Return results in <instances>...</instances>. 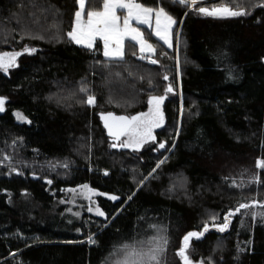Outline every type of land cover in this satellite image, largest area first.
Returning <instances> with one entry per match:
<instances>
[{"label": "trees", "instance_id": "obj_1", "mask_svg": "<svg viewBox=\"0 0 264 264\" xmlns=\"http://www.w3.org/2000/svg\"><path fill=\"white\" fill-rule=\"evenodd\" d=\"M138 2L177 21L180 75L175 50L146 26L157 64L138 59L128 42L124 61H108L102 41L88 49L68 39L76 0H0V52L36 49L0 71V264H108L125 244L154 236L168 241L160 264H183L184 235L253 201L225 232L193 238L188 251L193 264H264V170L256 167L264 160V0H198L196 8L250 12L229 18L174 0ZM84 85L95 107L81 103ZM153 95L166 96L155 142L111 147L101 115L146 112ZM257 174L261 182L250 183ZM84 185L100 194L104 218H77L58 203Z\"/></svg>", "mask_w": 264, "mask_h": 264}, {"label": "snow or ice", "instance_id": "obj_2", "mask_svg": "<svg viewBox=\"0 0 264 264\" xmlns=\"http://www.w3.org/2000/svg\"><path fill=\"white\" fill-rule=\"evenodd\" d=\"M94 2L96 4L95 8L93 7ZM174 2L190 10L198 11L205 16L215 18L241 17L250 14V12H246L240 7L239 4L233 10V8L228 6H220L212 9L204 6L196 8L198 0H174ZM231 2L232 0H229V3ZM76 4L78 7L74 12V26L67 32L68 39L88 49H93L97 40L102 41L103 55L108 61H124L125 44L128 42L132 47L138 46V59L147 60L153 65L158 63V60L154 58L156 48L149 42L145 35V30L139 27L141 25L150 29L151 32L149 34L155 35L164 45H167L169 48L173 46V28L177 24V21L164 7L145 6L143 3L138 2V0H76ZM101 6L102 10H98ZM259 6L264 7V4ZM35 52V48L27 47L23 49V52H0V71L6 73L10 68L16 66L17 58L20 55ZM163 78L168 80L167 75ZM173 91V86L168 84L166 93H172ZM80 92L84 94V99L81 101L82 104H86L89 107L96 106V96L90 92L86 85L80 88ZM165 98V96H150L148 100V111L137 115L118 116L113 113L102 114L101 120L104 122V127L107 129L109 137L113 139L111 147L130 148L134 151H139L145 144L155 142L154 130L162 127L164 124V115L161 106ZM5 103V98H0V112L5 110ZM16 117L21 122L30 123L21 113H16ZM158 147L160 149L165 148V143H159ZM5 159L8 158L5 157ZM165 162V160H161L157 164V168ZM64 167H67V165H64ZM256 167L264 170V160H259ZM107 174L105 172V175ZM260 182L258 174L250 181V183ZM48 183L50 184L51 181H48ZM233 184L235 185V181H233ZM83 190L92 195H97V193L92 192L88 185H84ZM109 199L117 200L118 197L110 196ZM255 207H257L256 201L240 203L234 210L228 212L224 217L223 224L218 227V230L224 232L229 226L230 218L240 213L242 209H252ZM259 207L262 209L260 213L261 217L264 218V203H260ZM88 210L92 211L91 208ZM96 214L99 216L105 215L98 208L96 209ZM248 214L256 215L254 212ZM211 219L214 222L216 217L213 216ZM208 231L209 224L205 222L202 231H191L183 236V246L176 252V255L180 257L183 264H193L188 251L190 241L193 238L200 239ZM89 242L95 243L91 238ZM167 243L166 237L157 238L154 236L133 244H125L119 250L124 254L119 264H160V256L165 251ZM200 264H203V262L201 261Z\"/></svg>", "mask_w": 264, "mask_h": 264}, {"label": "rangeland", "instance_id": "obj_3", "mask_svg": "<svg viewBox=\"0 0 264 264\" xmlns=\"http://www.w3.org/2000/svg\"><path fill=\"white\" fill-rule=\"evenodd\" d=\"M203 2H197V5L198 4H201ZM196 5V6H197ZM215 7H220V6H212V7H209V9H212V8H215ZM102 10V9H101ZM134 24V22H133ZM135 26V24H134ZM142 26V25H141ZM175 27V26H174ZM180 31H178V34H177V42L175 43V34H174V28H173V36H172V44L173 46L170 48V49H174L175 52H176V62H177V67H178V75H180V72H179V69H180V57H179V46H180ZM157 38V37H156ZM162 42V41H161ZM103 43V42H102ZM127 43V42H126ZM163 43V42H162ZM175 43V44H174ZM167 46V45H166ZM125 47H126V44H125ZM168 47V46H167ZM166 55L164 54L163 57H165ZM18 60V58H17ZM166 97V96H165ZM0 98H4V97H0ZM6 100V99H5ZM166 98L164 99V102H165ZM164 102L161 106L162 108V111H163V106H164ZM5 107H6V103H5ZM5 111V110H4ZM3 111V112H4ZM148 111V110H147ZM146 111V112H147ZM2 113V112H0ZM163 115H164V111H163ZM20 121V120H18ZM104 124V122H103ZM164 124H165V116H164ZM163 124V126H164ZM162 126V127H163ZM162 127L160 128H157L154 130V136H155V140H156V131L158 129H161ZM107 130V129H106ZM113 140V139H112ZM149 143H152V142H149ZM148 143V144H149ZM147 145V144H145ZM144 145V146H145ZM143 146V147H144ZM142 147V148H143ZM119 148V147H118ZM141 148V149H142ZM123 149H130V148H123ZM132 150V149H130ZM89 187V186H88ZM90 188V187H89ZM91 189V188H90ZM70 190H76V191H70ZM92 192L94 193H97V195H92L91 193H88L86 191L83 190V186H80V187H77V188H73V189H68L67 191H65L64 195H63V198L62 200H60L58 203L61 204L62 207H64L65 209V212L68 214V215H72L74 217H77V218H80L83 214H92L94 216H97V217H101V218H104L105 216H99L96 214V209L98 208L100 211H102L98 204H97V196L100 195L97 191L91 189ZM106 197H109V196H106ZM91 208L92 211H89L88 209ZM76 213H78V215H76ZM222 224H215V225H209V231H216V232H220L218 230V227L221 226ZM229 227V226H228ZM227 230V229H226ZM225 230V231H226ZM224 231V232H225ZM207 233V232H206ZM205 233V234H206ZM222 233V232H220ZM204 234V235H205ZM123 255L124 254H119L118 256L116 257H113L110 262L108 264H119V261L123 258Z\"/></svg>", "mask_w": 264, "mask_h": 264}, {"label": "crops", "instance_id": "obj_4", "mask_svg": "<svg viewBox=\"0 0 264 264\" xmlns=\"http://www.w3.org/2000/svg\"><path fill=\"white\" fill-rule=\"evenodd\" d=\"M76 44V43H75ZM78 45V44H77ZM81 46V45H80Z\"/></svg>", "mask_w": 264, "mask_h": 264}]
</instances>
